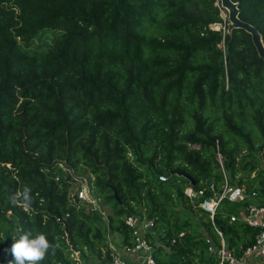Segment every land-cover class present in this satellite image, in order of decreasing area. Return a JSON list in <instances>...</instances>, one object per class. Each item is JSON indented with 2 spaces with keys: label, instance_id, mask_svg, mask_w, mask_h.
Here are the masks:
<instances>
[{
  "label": "trees",
  "instance_id": "16d2710c",
  "mask_svg": "<svg viewBox=\"0 0 264 264\" xmlns=\"http://www.w3.org/2000/svg\"><path fill=\"white\" fill-rule=\"evenodd\" d=\"M233 1L264 40V0ZM218 2L0 0V264L26 232L51 245L39 264H109L131 215L153 221L157 264H222L217 229L233 256L253 244L261 226L232 222L229 201L212 220L176 172L264 205V59L245 30L212 27ZM79 168L106 215L72 197ZM24 187L32 202L12 204Z\"/></svg>",
  "mask_w": 264,
  "mask_h": 264
},
{
  "label": "built area",
  "instance_id": "2783aa9c",
  "mask_svg": "<svg viewBox=\"0 0 264 264\" xmlns=\"http://www.w3.org/2000/svg\"><path fill=\"white\" fill-rule=\"evenodd\" d=\"M228 22L224 19V23ZM60 167L66 173L74 175V170L65 161L60 163ZM76 179L80 181V185L73 192L72 197L75 195L74 199L87 202L102 213L99 198L93 195L88 180L79 176H76ZM160 179L165 180L166 177L160 176ZM210 188L211 194L206 195V187L198 188L191 184L186 187L185 194L192 201L201 200V207L209 213L212 220H214L221 204L224 201H229L234 206H238L236 211L231 214L232 222L243 221L250 226H261L256 240L246 248L240 257L233 256L228 251L226 239L223 233L217 229L221 238L218 254L221 256L222 264L224 261H228L229 264H264V205L257 203L256 193L248 191L245 187L232 186L227 179L219 187L211 183ZM126 222L132 228L134 244L123 248L127 256L113 250L109 264H157L153 256L154 247L147 237L148 232L154 226L153 221L131 215L127 217Z\"/></svg>",
  "mask_w": 264,
  "mask_h": 264
},
{
  "label": "clouds",
  "instance_id": "9594fccd",
  "mask_svg": "<svg viewBox=\"0 0 264 264\" xmlns=\"http://www.w3.org/2000/svg\"><path fill=\"white\" fill-rule=\"evenodd\" d=\"M10 201L12 204L21 202L27 207L32 202L30 189L24 187L22 191H17L10 197ZM50 248L51 245L44 233L33 235L31 232H26L18 239H13L11 248L6 250L11 256L8 264H39L45 259Z\"/></svg>",
  "mask_w": 264,
  "mask_h": 264
},
{
  "label": "water",
  "instance_id": "95a60500",
  "mask_svg": "<svg viewBox=\"0 0 264 264\" xmlns=\"http://www.w3.org/2000/svg\"><path fill=\"white\" fill-rule=\"evenodd\" d=\"M220 1L222 8L228 11V18L230 20L229 33L237 28L245 30L248 34L251 35L252 41L260 57L264 59V40L259 29L256 26L246 21H243L240 18V8L237 2H234L233 0H220ZM176 172L185 175L187 178L191 180L192 184L196 183V181L184 171L177 170ZM210 241L212 242L211 239ZM213 248L215 249V246H213Z\"/></svg>",
  "mask_w": 264,
  "mask_h": 264
},
{
  "label": "rangeland",
  "instance_id": "374dc122",
  "mask_svg": "<svg viewBox=\"0 0 264 264\" xmlns=\"http://www.w3.org/2000/svg\"><path fill=\"white\" fill-rule=\"evenodd\" d=\"M218 5L222 8L220 0L218 2ZM222 17L225 19V21H229V22L227 24L226 23L214 24L212 27L216 30H220L223 34H226L227 32H229V24H230V20L228 18V11L227 10H225V9L222 10ZM76 171H77V176H79V177L89 176V174L86 172V170L84 168L76 169ZM89 184H90V188L92 189L93 195L95 197H97L95 192H94L92 182ZM101 206H102V204H101ZM101 208L103 211L102 215H106V213L108 212V208H104L103 206ZM237 208H238V206H234L233 211H236ZM197 219H198V217H195V220H197ZM113 237H114L113 239L111 237L110 238L108 237V241H111V243H113L116 246L121 245V237L117 234H114ZM88 264H98V263H96L95 260L91 259L90 262H88Z\"/></svg>",
  "mask_w": 264,
  "mask_h": 264
},
{
  "label": "crops",
  "instance_id": "0c3cea01",
  "mask_svg": "<svg viewBox=\"0 0 264 264\" xmlns=\"http://www.w3.org/2000/svg\"><path fill=\"white\" fill-rule=\"evenodd\" d=\"M114 249L119 251L121 254H123L124 256H127V254L125 253L124 249L122 246H119V245H113Z\"/></svg>",
  "mask_w": 264,
  "mask_h": 264
}]
</instances>
